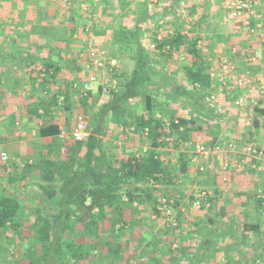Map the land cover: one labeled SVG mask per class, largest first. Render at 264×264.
Returning a JSON list of instances; mask_svg holds the SVG:
<instances>
[{
	"label": "crops",
	"instance_id": "1",
	"mask_svg": "<svg viewBox=\"0 0 264 264\" xmlns=\"http://www.w3.org/2000/svg\"><path fill=\"white\" fill-rule=\"evenodd\" d=\"M127 1V7L131 11H136L139 3H144L147 7L149 19H146L142 26L141 45L149 63L157 70L167 72L178 83L187 85L182 75L183 68L193 67V64L198 63L192 54L185 51L187 48L175 51L165 46L158 53L157 47H149L151 44L156 46L157 42L173 36L178 31L179 35L195 44L194 49L200 55L199 64L204 66L210 78L207 96H215L211 102L214 112L210 117L199 115L195 118L187 109L179 112L181 118L195 119L197 129L188 134L187 141L179 142V148L163 151L164 154L168 152L165 163H178L180 155H183L184 161L188 163L187 172L175 179L176 192L173 195L176 197L174 196L173 201L177 199L178 202L174 211L175 226L168 225L163 214L159 218L152 215L151 208L146 204L137 206L134 202L123 211L128 221L135 219L137 223L127 230V234L147 230L151 233L143 235L147 240L153 238L154 234L159 235L157 241L152 242L153 257L148 258L147 253L144 254L141 250L130 251L132 256L128 255L127 264H264V218L260 215V206L258 207L259 196L264 194V159H246L240 167L222 172L219 169L222 160L220 156H212L207 160L194 158V148L197 144L209 147L212 144L234 142L241 147L250 140L264 152V125L256 128L250 126L253 120L259 123L264 121V110L256 111L258 104L251 103L258 101L264 82V37L260 38L257 33L247 36L240 22L228 20L224 0ZM46 2L48 9L43 14L46 20L41 24L55 28L54 33H50L47 38L43 33L29 36L27 31L25 32L27 25L21 27L17 15H9L6 11V16L0 19V52L9 54L19 50L22 53L37 55L38 65L52 63L57 67L55 78L51 77L45 81L46 89L43 92L39 91L38 80L36 83L30 69L12 67L9 72L7 68L0 67V198H15L23 208L22 216L25 214L27 218L30 217L35 198L40 192V160L49 157L47 146L51 138H40L39 127L54 123L59 130L57 137L53 138L55 142H74L71 139L62 142L59 135H68L71 132L76 115L89 108L94 95L97 94L96 91L91 93L85 101L84 96L76 93V88L92 73H96L100 80L108 82L112 89H116L118 84V81L105 71L95 70L87 56L91 43L100 50L108 48L114 24L120 22L116 17L114 19L109 15L113 8L102 12L105 4L100 0H93L95 27L92 31L88 28L90 33L81 38L76 37L77 30L71 31L76 20L72 17L69 19L68 16L60 18L57 6L61 7L63 2ZM68 3V6L75 7L80 2L68 0ZM110 3L116 4L114 0H110ZM171 7H174V11L169 10ZM132 20L130 15L123 18L122 23L127 22V25L131 26ZM94 30L97 34L101 30L104 33L94 35ZM46 39L49 41L48 45ZM232 47H237L239 52L232 54ZM167 50L171 56L161 58V53L165 54ZM249 50L256 56L250 65L246 64L243 58ZM222 58L234 63L236 75L251 78L253 82L238 91L232 89L233 83L229 79L223 86L220 80L223 78L220 69ZM133 62L131 59L125 62L117 60L116 67L123 69L122 64H125L128 73L133 68ZM192 87L198 88V84H193ZM62 92H68V109L65 110L62 105L60 108L52 105L48 107L51 98L56 96L54 94ZM238 95L243 96L246 101L244 108L234 105ZM105 98L100 95L96 106ZM61 100L60 97L59 102ZM96 112L95 109L93 114ZM163 121L166 125V120ZM115 128L110 127L109 135L102 138L103 147H113L116 153L122 148H128L136 155L140 149L142 152L146 151V143L140 142L142 138L140 141H130L132 136L126 138L122 134L127 129ZM132 130L130 128L128 131ZM54 150L57 152L56 148ZM63 154H66L65 150L59 145L58 155ZM3 155L8 157L5 162L1 161ZM79 156H82V151ZM227 157L232 161L237 159L232 153ZM49 158L52 161L57 160L53 153ZM18 163L23 164V167ZM200 166H203V172L198 171ZM201 190L208 191L206 199L209 206L196 210L191 207L190 202L193 203ZM168 227L172 229L167 231ZM108 228L109 223L105 222L104 232ZM173 233L175 237L171 236Z\"/></svg>",
	"mask_w": 264,
	"mask_h": 264
},
{
	"label": "trees",
	"instance_id": "2",
	"mask_svg": "<svg viewBox=\"0 0 264 264\" xmlns=\"http://www.w3.org/2000/svg\"><path fill=\"white\" fill-rule=\"evenodd\" d=\"M46 1L0 0V19L6 11L9 15H17L18 24L21 27L27 25L25 32L29 36L43 33L47 38L55 28L41 24L46 20L43 16L48 9ZM75 1L85 2L94 8L91 12L95 11L93 0ZM100 1L105 4L102 12L113 8L109 15L120 21L112 29L107 55L115 61L131 59L133 68L128 73L117 74L115 69L109 74L118 81L117 88L111 89L96 107L85 141L60 144L53 140L59 134L57 125L47 123L39 127L40 138H51L47 154L50 157L53 153L57 160L52 161L48 156L40 160V192L30 217L22 216L23 208L15 198H0V264H127L129 252L138 250L147 253L148 258L153 257L152 242L155 243L159 235L154 234L147 240L143 236L150 233L147 230L127 234V230L137 223L135 219L128 221L123 211L135 202L137 206L148 205L152 215L162 217L158 209L160 198L166 204L171 201L170 195L176 192L175 179L188 169L183 155L178 157L175 166L165 163L168 152L164 154L163 151L179 148V142L187 141L188 134L197 129L195 119L181 118L178 108L187 109L195 118L199 115L210 117L214 112L212 103L207 100L210 78L204 66L199 64L200 55L194 49V43L176 31L156 45L158 53L165 46L175 51L187 48L185 51L198 60L193 67L183 68L182 75L190 85L187 86L149 63L141 45L142 26L149 19L144 3H139L136 11H131L127 0H114L115 5H111L110 0ZM169 10L174 11V7ZM130 15L133 24L122 23L124 16ZM98 32L94 30L92 33H104L103 30ZM46 40V44L49 43ZM169 56V50L160 55L161 58ZM36 58L37 55L19 50L9 54L0 52V67L9 72L12 67L30 69L36 83L38 80L39 91L43 92L45 81L55 78L57 67L52 63L38 65ZM193 84H198V88L192 87ZM80 86L76 93L87 101L91 93L82 94ZM96 92L92 106L101 95V86ZM54 95L46 105H62L68 109V92ZM258 107L256 111L264 110L259 103ZM260 125L263 126L264 121L253 120L250 126L256 128ZM114 126L115 129H127L122 134L126 138L132 136L130 141L142 138L140 142L146 143V151L140 149L136 155L128 148L116 153L113 147H103L102 138L109 135L110 127ZM130 128L133 130L128 131ZM245 143L253 144L250 140ZM59 145L65 155H58ZM81 151L82 156H79ZM177 205V199L172 201L174 211ZM105 222L109 223V228L104 232ZM170 229L172 227L167 231Z\"/></svg>",
	"mask_w": 264,
	"mask_h": 264
},
{
	"label": "built area",
	"instance_id": "3",
	"mask_svg": "<svg viewBox=\"0 0 264 264\" xmlns=\"http://www.w3.org/2000/svg\"><path fill=\"white\" fill-rule=\"evenodd\" d=\"M65 6L69 5L68 0H61ZM224 7L226 10V18L232 21L240 22V26L244 29L245 34L250 36L254 33L259 34L260 38L264 37V0H224ZM88 30V28H85ZM150 49H154L155 44H151ZM253 50V49H252ZM252 50L244 55V62L246 64H253L255 61V55L252 54ZM232 54H237L238 48H231ZM88 59L90 65L95 70L105 71L108 75L111 74L116 69V61L112 58H109L107 54L100 49L90 48L88 49ZM220 69L223 74L221 78L222 85L225 86L226 80H231L233 85L232 89L235 91L242 90L250 85L253 81L251 78H246L238 76L235 74V65L230 60L222 58L220 60ZM101 86V96L106 97L112 86L103 80H100L98 75L95 73L88 74L85 81L81 84L80 90L82 93H93L97 91L98 87ZM215 99L214 95H211L207 98L208 101L212 102ZM253 104H260L261 107H264V82L262 88L260 89L258 101H251ZM234 105L237 108H244L246 106V101L243 96L238 95L234 101ZM89 136V131L87 130V125L82 116L76 118L75 124L71 132L66 135L61 133L59 135L60 141L64 142L66 139H71L74 142H82L86 140ZM234 154L237 159L230 160L228 159V154ZM212 156H220L222 158L219 169L222 172H228L230 168L240 167L244 160H263L264 152L261 149H258L254 144H244L239 147L234 142H229L227 144H214L212 147L208 148L203 144H197L194 148V158L197 160L210 159ZM8 157L3 155L1 161H7ZM22 168L23 164L18 163ZM198 171L203 172V166L198 168ZM209 195L207 190H201L197 193L195 199L193 200L192 206L195 209H201L202 207H208L209 202L206 197ZM160 206L158 207L159 211L163 214L168 225L175 226V217L174 210L172 208V201H169L167 204L165 200L160 198ZM260 202V215L264 218V194L259 196Z\"/></svg>",
	"mask_w": 264,
	"mask_h": 264
},
{
	"label": "rangeland",
	"instance_id": "4",
	"mask_svg": "<svg viewBox=\"0 0 264 264\" xmlns=\"http://www.w3.org/2000/svg\"><path fill=\"white\" fill-rule=\"evenodd\" d=\"M60 4H62V3H60ZM57 8H58V12H59L60 18H63V17L67 18V16H68V17H72L74 20H76L75 21L76 22L75 26H73V29L71 28V31L72 30L73 31H76L77 30L76 37L81 36V38H82V36H86V34L88 35V33H90V31H92L94 29L95 24L93 23V17L95 15H94V12H91V10H93L94 8L90 7L89 4H87L85 2H80L77 5H75V7L68 6V5L65 6L63 4V5H61V7L60 6H57ZM5 16L6 15L4 13H2V17H5ZM124 17L126 18V16H124ZM85 28H89L90 31L85 30ZM108 47H109V45H108ZM91 48L98 49V48H95L92 45V43H91ZM107 49L108 48H106V49L103 50L106 54L108 53V50ZM87 54H88V50H87ZM125 61L126 60H124V62ZM122 65L124 66L123 69H119V68L116 67V70L118 69L117 74L126 73V67H125L126 65L125 64H122ZM121 70H122V72H121ZM92 102H93V100H92ZM96 107H97L96 105L95 106H92V103H91L90 106H89V108L85 109V111H83L82 113L76 115V117H75V118H77L78 116H82L84 118L85 122L87 123L86 125H87V130L88 131H89L88 126H89V123H90V121L92 119L91 117L94 115L93 114V111L96 109ZM135 108L138 109L137 106H135ZM172 108H174V107L172 106ZM178 109L179 110H182L180 108H178ZM173 194H171L170 195V198H169L171 201H173V198L175 196ZM190 205L192 207V202H190Z\"/></svg>",
	"mask_w": 264,
	"mask_h": 264
}]
</instances>
